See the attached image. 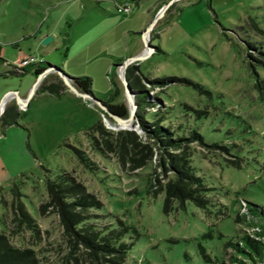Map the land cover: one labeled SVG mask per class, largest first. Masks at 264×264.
Listing matches in <instances>:
<instances>
[{"label": "rangeland", "instance_id": "1", "mask_svg": "<svg viewBox=\"0 0 264 264\" xmlns=\"http://www.w3.org/2000/svg\"><path fill=\"white\" fill-rule=\"evenodd\" d=\"M210 6L0 0V99L28 94L23 60L48 62L27 107L10 94L0 114V234L35 264H251L243 237L264 250L247 224L264 217V0ZM76 9L65 51L52 34ZM108 27L137 31L127 53L74 56Z\"/></svg>", "mask_w": 264, "mask_h": 264}, {"label": "trees", "instance_id": "2", "mask_svg": "<svg viewBox=\"0 0 264 264\" xmlns=\"http://www.w3.org/2000/svg\"><path fill=\"white\" fill-rule=\"evenodd\" d=\"M207 7L212 10L210 6V0H205ZM3 51L4 47L0 44V62L4 61L3 58ZM48 64V62L44 63V61H40V63L32 62L23 67V69L27 73L32 74H39L43 71V66ZM74 79V85H76L78 88L86 92L89 89V79L86 77H73ZM109 110H113L117 115L120 117H124L126 113L128 112V108L121 103L118 105H111L107 107ZM3 112V111H2ZM5 117V115L3 116ZM178 166H180L177 163ZM190 182H185L183 184H178L176 190L179 193H188L190 192ZM76 192V191H75ZM249 226H255L260 229V235L264 236V217L258 218L257 221H251L250 223H247ZM82 231V237L86 240L95 250L102 248L105 249V245L102 244H95L93 241L94 239L91 238V235L88 234L87 230H81ZM242 240L245 243V246H247L249 249H251L254 253L246 252L236 245V249L245 255V258H249L251 261V264H257L261 263L262 259H264V250L260 245H253L252 243L248 242L245 237L242 238ZM256 248V250H255ZM93 249V256L96 254V251ZM253 254V255H252ZM117 260L120 259V256L115 257ZM0 264H35V261L33 257H31L29 254L26 253V251H22L16 246L11 245L6 239L5 236H2L0 234ZM244 264V263H243Z\"/></svg>", "mask_w": 264, "mask_h": 264}, {"label": "crops", "instance_id": "3", "mask_svg": "<svg viewBox=\"0 0 264 264\" xmlns=\"http://www.w3.org/2000/svg\"><path fill=\"white\" fill-rule=\"evenodd\" d=\"M78 0H75V2H77ZM97 5L99 7H101V10L108 13L109 15H114L117 14L114 10V0H95ZM79 10H75V11H71L69 13H66L65 16H63V18H60V22L59 24H57L55 26V31L53 35V38H51V41L55 40V44L60 46V47H64L65 51H69V49H73V44L71 45H65V43H62V40H66L67 34H66V28H64L66 22L65 20H67V18L69 17H73L76 18L78 14ZM68 28V27H67ZM137 31H121L120 29H112L111 27L96 33L93 37V39H91L90 41L86 42L82 47L77 49V53L74 54V56L81 57L82 55H89L92 54L96 51V49L98 47L104 46L106 44L109 45V48L111 49L112 53L119 55L118 53H120V50L122 52H126L127 53V49H126V35L129 36V38H132L133 34H135ZM64 33V34H63ZM126 40V41H125ZM133 40H130L129 42L132 43ZM134 44V41L133 43ZM72 56V57H74ZM72 63V61H70ZM58 66H61L62 69H64V71L66 73H70L72 75H74L73 77L79 76L81 74H89L84 72L83 68L82 70L77 69L79 67L76 65H71V67L69 66L68 68H65V66L62 63H57ZM83 67V66H82ZM76 70L82 71V72H78ZM90 87H93V85L91 84Z\"/></svg>", "mask_w": 264, "mask_h": 264}, {"label": "water", "instance_id": "4", "mask_svg": "<svg viewBox=\"0 0 264 264\" xmlns=\"http://www.w3.org/2000/svg\"><path fill=\"white\" fill-rule=\"evenodd\" d=\"M166 5H168V4L166 3ZM162 11H163V10H162ZM162 11L156 15V18H158V17L161 15ZM154 21H155V20H154ZM153 23H154V22H151V23L149 24V26H150L151 24H153ZM50 38H51V37L48 36L47 38H45V39L43 40V42H46V41L49 40ZM52 66L54 67V65H52ZM44 73H45V71L43 70L41 73H39V74H37V75H36V74H33V75L35 76V80H34L33 83L31 84V87H30V89H29V91H28V94H26V96H25L24 98H21V97L18 95V94H19V93H18V90H12V91H8L7 93L3 94V96H2L1 99H0V104H1V102H2V99L5 97V95L7 96L8 94H12V95L15 97L16 102H17L18 104L27 107V105H28V103H29V100H30L31 96L34 94V90H36V87H37L39 81L42 79ZM128 109L130 110L131 107H128Z\"/></svg>", "mask_w": 264, "mask_h": 264}, {"label": "built area", "instance_id": "5", "mask_svg": "<svg viewBox=\"0 0 264 264\" xmlns=\"http://www.w3.org/2000/svg\"><path fill=\"white\" fill-rule=\"evenodd\" d=\"M124 10H129V7H125ZM118 11H121V9H118ZM39 59H37V57L35 55H31L29 56L28 58H26L25 60H23V65H27L29 63H32V62H37Z\"/></svg>", "mask_w": 264, "mask_h": 264}, {"label": "bare ground", "instance_id": "6", "mask_svg": "<svg viewBox=\"0 0 264 264\" xmlns=\"http://www.w3.org/2000/svg\"><path fill=\"white\" fill-rule=\"evenodd\" d=\"M11 95H12V94H11ZM11 95H10V94H8L7 96L5 95V97L2 99V102H1V104H0V114L2 113L3 109L5 108V106H6L7 102H8V100H9L10 97H11Z\"/></svg>", "mask_w": 264, "mask_h": 264}]
</instances>
